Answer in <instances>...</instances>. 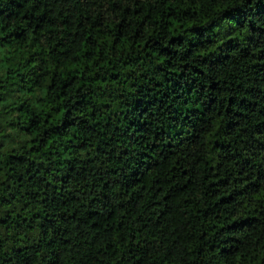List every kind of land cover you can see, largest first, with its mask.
I'll use <instances>...</instances> for the list:
<instances>
[{"label": "trees", "instance_id": "trees-1", "mask_svg": "<svg viewBox=\"0 0 264 264\" xmlns=\"http://www.w3.org/2000/svg\"><path fill=\"white\" fill-rule=\"evenodd\" d=\"M0 264H264V0H0Z\"/></svg>", "mask_w": 264, "mask_h": 264}]
</instances>
